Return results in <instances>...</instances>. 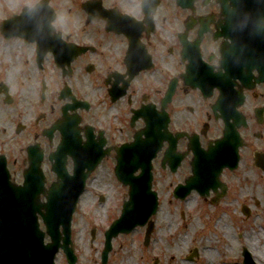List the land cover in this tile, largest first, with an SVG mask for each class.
Returning a JSON list of instances; mask_svg holds the SVG:
<instances>
[{"label": "flooded vegetation", "instance_id": "flooded-vegetation-1", "mask_svg": "<svg viewBox=\"0 0 264 264\" xmlns=\"http://www.w3.org/2000/svg\"><path fill=\"white\" fill-rule=\"evenodd\" d=\"M47 2L55 13L50 28L0 33V135L6 148L25 139L21 159L10 164L6 154L14 180L28 165L26 149L36 147L47 182L54 181L63 133L70 148L79 139L98 161L85 193L102 206L127 190L116 158L138 138L153 155L161 204L184 209L191 200L175 199L174 187L204 156L210 170L220 168L208 174L207 198L198 196L211 210L220 264H264V0ZM65 161L69 171V153ZM179 216L187 218L182 209ZM154 223L138 263L173 264L170 224ZM200 248L186 250L181 264H196Z\"/></svg>", "mask_w": 264, "mask_h": 264}, {"label": "water", "instance_id": "water-1", "mask_svg": "<svg viewBox=\"0 0 264 264\" xmlns=\"http://www.w3.org/2000/svg\"><path fill=\"white\" fill-rule=\"evenodd\" d=\"M52 16V10L41 1L37 7L24 8L19 16H13L2 22L0 29L6 35L31 32L35 27H43L42 20H47L49 24ZM63 138L57 146L55 155L69 152L77 156L83 151L87 152L86 154L92 152L86 146L78 147L79 140L76 144L72 143V149L69 150V142ZM31 150L33 149H27L29 166L23 172L22 185L11 181L5 156L0 155V264H54L59 249H63L68 264H75L77 258L74 256V248L70 240V223L76 202L83 193L85 180L93 171L95 162L86 164L75 160L72 175L65 170L64 161L53 165L52 171L57 174V180L46 189L40 167L42 154L40 151L34 154ZM141 151H143L142 147H139L136 138L130 146H122L118 154L116 175L122 185L128 186V199L124 201L121 215L104 233L101 264L107 262L113 238L119 234H128L138 225H146L149 217L156 213L157 194L151 189L152 157ZM201 159L203 161L196 159L192 163V175L185 185L176 187L174 191L176 198L185 199L192 190H196L200 195H207L211 185L208 174L216 175L220 168L214 173L206 165L205 157L202 156ZM137 170L141 171L140 175L133 176V172ZM42 196L45 202L41 201ZM36 214L41 216L45 231L40 230ZM46 236L51 241L44 244Z\"/></svg>", "mask_w": 264, "mask_h": 264}, {"label": "rangeland", "instance_id": "rangeland-1", "mask_svg": "<svg viewBox=\"0 0 264 264\" xmlns=\"http://www.w3.org/2000/svg\"><path fill=\"white\" fill-rule=\"evenodd\" d=\"M29 3V0H0V22L7 19L10 15H17L21 5ZM12 13V14H11ZM1 120H4L2 118ZM5 122L1 123L4 124ZM25 139H17L14 145H3L2 137L0 135V154H7L9 156V163L19 158L18 147L23 146ZM18 162V166H19ZM53 176L48 178V182ZM15 179L20 182L21 175H16ZM119 193L109 198L102 206L96 201V198L88 193H85L80 201L77 211L74 213L72 220V237L75 246V254L78 256L76 264H100V253L103 249L104 242V230L109 226L110 222L114 220L119 214V209L123 198L126 194V190L119 188ZM166 195L162 193L160 195L161 200H165ZM189 205L183 209V207L173 208L167 205H160L159 213H157L158 226L165 227L170 224L168 230V252L173 253V264H181V258L186 254V250L193 246H199L201 251V258L196 260V264H201L202 261L211 259L214 256V264H220V258H217V252H214V248H219L217 232L211 228L210 216L206 212L211 210L206 204H201V199L196 195L192 194L189 196ZM201 204V205H200ZM208 207V208H207ZM187 214L184 222L180 220L179 210ZM153 217V219H156ZM167 218V219H166ZM225 222L230 224V218L224 216ZM95 232V238H91V231ZM161 231L157 230L155 237L160 236ZM216 234V237H215ZM144 232L137 230L130 235H121L113 240V250L109 254L107 264H140L138 263V257L140 250H147L143 246L142 237ZM220 252V251H219ZM208 254L211 257H208ZM222 254V252H220ZM231 254V252H230ZM57 264H66L65 258L61 255L58 256ZM228 257V259H227ZM229 255L226 259L229 260ZM226 262V261H224ZM228 263V261H227ZM226 263V264H227Z\"/></svg>", "mask_w": 264, "mask_h": 264}, {"label": "bare ground", "instance_id": "bare-ground-1", "mask_svg": "<svg viewBox=\"0 0 264 264\" xmlns=\"http://www.w3.org/2000/svg\"><path fill=\"white\" fill-rule=\"evenodd\" d=\"M208 257H211V255H210V254H208Z\"/></svg>", "mask_w": 264, "mask_h": 264}]
</instances>
